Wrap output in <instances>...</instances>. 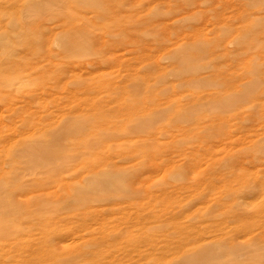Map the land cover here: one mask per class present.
<instances>
[{
    "label": "rangeland",
    "instance_id": "rangeland-1",
    "mask_svg": "<svg viewBox=\"0 0 264 264\" xmlns=\"http://www.w3.org/2000/svg\"><path fill=\"white\" fill-rule=\"evenodd\" d=\"M0 264H264V0H0Z\"/></svg>",
    "mask_w": 264,
    "mask_h": 264
}]
</instances>
